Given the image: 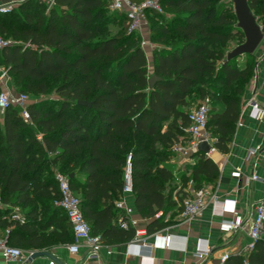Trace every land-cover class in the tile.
I'll use <instances>...</instances> for the list:
<instances>
[{
  "label": "trees",
  "instance_id": "16d2710c",
  "mask_svg": "<svg viewBox=\"0 0 264 264\" xmlns=\"http://www.w3.org/2000/svg\"><path fill=\"white\" fill-rule=\"evenodd\" d=\"M158 1L163 11L146 10L152 39L161 42L152 51L151 72L135 36L140 33L128 30L127 14L112 9L113 0H22L9 17L0 12V34L9 31L15 40L0 47V64L14 78L15 91L45 92L53 79L60 95L29 102L31 122L14 104L0 119V197L26 208L22 221H8L0 209V228L12 226L9 244L50 250L72 240L67 214L55 202L60 197L55 167L67 175L102 243L134 235L133 225L118 223L119 215H127L115 203L122 196L128 154L134 202L149 218L148 233L164 226L167 213H177L190 192L187 182L191 188L217 183V163L195 150L177 196L166 192L175 175L172 146L189 138V104L211 95L206 128L214 147L229 151L256 59L253 53L227 56L231 40L236 46L245 39L232 0ZM248 2L264 20V0ZM114 14L122 23L112 34L107 23ZM152 74L157 79L149 86ZM217 264H264V240Z\"/></svg>",
  "mask_w": 264,
  "mask_h": 264
},
{
  "label": "crops",
  "instance_id": "0c3cea01",
  "mask_svg": "<svg viewBox=\"0 0 264 264\" xmlns=\"http://www.w3.org/2000/svg\"><path fill=\"white\" fill-rule=\"evenodd\" d=\"M22 0H0V5L13 3L17 5ZM148 26L141 33L145 45L152 44ZM146 55L151 52L146 50ZM256 67L253 75L242 94L241 111L228 152H220L214 148L208 155L217 163L220 176L217 183L209 186L210 194H215L193 218L182 220L177 213H167L165 224L157 231L148 233L147 242L134 245L130 240L102 243L97 257H86L85 247L77 253L68 251L66 244H58L49 251L65 264H217L223 253H238L250 241L246 231H227L221 225V220L246 218L253 215L254 203L264 194V157L249 154V149L264 148V116L256 118L252 115L249 101L253 95L264 104V45L260 44L253 52ZM179 154V153H178ZM181 155V154H179ZM191 158L190 155L187 156ZM241 168L240 174H235L236 167ZM256 172L258 179L247 180V175ZM185 189L192 190L191 183L187 182ZM123 208L131 225L145 227L149 218H144L138 211L133 192L123 195ZM233 200L235 205L233 206ZM116 203V202H115ZM6 219V218H5ZM13 221V220H8ZM19 221V220H15ZM12 226L0 228V235L8 232ZM169 234V246L163 245V236ZM264 240V230L260 236ZM208 242L212 248L211 255L200 259L196 250ZM47 256L35 260L44 261ZM0 264H6L0 254Z\"/></svg>",
  "mask_w": 264,
  "mask_h": 264
},
{
  "label": "built area",
  "instance_id": "2783aa9c",
  "mask_svg": "<svg viewBox=\"0 0 264 264\" xmlns=\"http://www.w3.org/2000/svg\"><path fill=\"white\" fill-rule=\"evenodd\" d=\"M15 4L0 5V12L10 11ZM112 8L118 10H124L127 14V28L129 31H136L140 34L147 26V15L146 10L148 8L155 9L157 11H163V8L158 0H143L140 3H136L132 0H113ZM262 38L260 44L264 45V20L258 21ZM10 41L0 36V47L9 44ZM259 44V45H260ZM31 102L29 94L25 91H15L13 86L8 81H1L0 79V111L4 112L6 107L10 104H14L19 107L20 114L26 122H31V116L27 108L28 103ZM252 115L256 118H262L264 116V104L260 103L253 95L249 101ZM209 107L206 103H198L193 109L188 112L189 118V138L186 141H175L172 149L183 155L189 156L191 152L197 150V145L200 141H207L211 145V149L206 153L207 155L215 148L213 143L215 137L207 130L206 124L208 120ZM249 154L255 155V159L259 156L264 157V148L257 149L252 148L248 151ZM241 172V168L238 166L235 168V174L238 175ZM132 169H131V155L126 156V164L124 170V187L122 190V196L116 201L118 206L124 204V193L132 192ZM58 186L60 189V197L56 200V204L61 206L70 221L72 228V240L66 244L68 251L77 253L80 248L85 247L86 257H97L99 255L100 247L102 242L99 235L91 232V225L88 220L84 217V214L80 206L79 195L72 189L67 175L60 172L56 173ZM258 174L252 171L247 175V180L251 181L258 179ZM214 198L215 194H210L209 186L203 185L198 188L190 190L189 194L186 195L182 202L181 207L177 211V217L182 220H188L193 218L209 201ZM233 206L235 200L232 201ZM4 205V201L0 197V208ZM253 215L246 218L237 216L231 219L223 218L221 225L224 230L227 231H246L250 237V241L241 249V252L246 254L253 246L255 240L260 238L261 233L264 230V194L257 200L253 205ZM162 211H158L155 217H158ZM15 216V215H10ZM3 218H7V215H3ZM21 218L20 221L23 220ZM118 223L126 227L128 222L123 215L118 216ZM148 232L146 227H136L134 235L130 240L134 245H142L147 242ZM171 237L169 234L163 236V245L169 246ZM34 250H25L21 247L11 245L7 242V233L0 236V254L5 260L6 264H57L53 259L48 258L44 261L31 260L29 259L31 253ZM212 253V248L205 242L202 247L196 250V255L200 259L208 258ZM228 253H223L219 257V261L222 262L227 257Z\"/></svg>",
  "mask_w": 264,
  "mask_h": 264
},
{
  "label": "rangeland",
  "instance_id": "374dc122",
  "mask_svg": "<svg viewBox=\"0 0 264 264\" xmlns=\"http://www.w3.org/2000/svg\"><path fill=\"white\" fill-rule=\"evenodd\" d=\"M19 3L17 5H15L11 10H15L17 9ZM114 9V8H112ZM119 11V10H118ZM9 12V11H7ZM8 13V17L9 14ZM115 17V18H114ZM153 21V20H152ZM147 26L148 28L150 27V22H151V18L147 17ZM121 21L119 20V15L118 14H114V16H111V18H109V22L107 23V29H108V33H114L117 29H119V27H121ZM127 25V24H126ZM149 33V37L146 39L151 40L152 44L149 46L150 48H148L144 42H142V36L141 34L139 35H135L137 41L142 44L143 48L151 51L148 54V65H149V69L150 72L152 71V51L155 47L160 46L161 42H157L155 41L153 38V36H151L150 34V28L148 30ZM0 36H2L4 39L9 40L10 43L15 42V40L13 38H11V36L9 35V31L3 35L0 34ZM171 40L168 39L166 40L167 43H169ZM235 41L231 40V43L228 46V49H232V47H234ZM0 79L1 81H8L11 86H15L14 84V78L11 76V73L7 70L6 67H4L3 65L0 64ZM58 83V80H53V79H49V89L45 92H29L27 91V93L29 94V97L31 99L32 102L34 101H41V100H55V99H59L60 95L58 94V92L55 90V85ZM211 95L207 96L205 99H198L195 98V100L193 102H191L189 104V106L186 108L187 111H190L191 109H193L198 103L200 102H204L208 105V107L211 106ZM3 112L0 111V119L2 117ZM209 131V130H208ZM210 132V131H209ZM211 133V132H210ZM212 134V133H211ZM204 141V140H203ZM207 142V141H206ZM171 163H172V170L175 173L174 177L171 179V181L168 183L167 185V190L171 191L172 194L175 196H177V192L180 189V185H181V177H189V173H190V169L188 168V164L193 162L194 159L192 158H188L187 156H183V155H179L177 152H175V155L170 159ZM54 172L55 174L58 171V168L55 167L54 168ZM65 175V174H64ZM2 210L5 211V214L7 215V220H21L22 217H24L25 214V210L26 208H24L21 204L19 203H7L4 202V205L0 208ZM10 215H15V216H10Z\"/></svg>",
  "mask_w": 264,
  "mask_h": 264
},
{
  "label": "water",
  "instance_id": "95a60500",
  "mask_svg": "<svg viewBox=\"0 0 264 264\" xmlns=\"http://www.w3.org/2000/svg\"><path fill=\"white\" fill-rule=\"evenodd\" d=\"M234 6V12L237 18V25L242 29L244 33V41L234 46L227 54L228 57L239 56L246 53H253L259 46L262 33L259 26V19L256 17L249 5L248 0H232ZM157 79L155 74H152L148 78L149 86H152ZM78 104L91 105L90 101L78 100ZM211 149V145L206 141H200L197 145V150L203 153H207ZM41 256H47L53 259L57 264H65L59 260L56 256L47 250H34L29 259L33 260Z\"/></svg>",
  "mask_w": 264,
  "mask_h": 264
}]
</instances>
